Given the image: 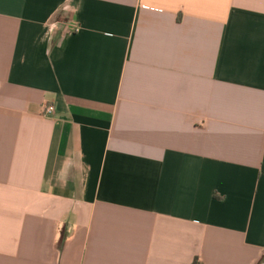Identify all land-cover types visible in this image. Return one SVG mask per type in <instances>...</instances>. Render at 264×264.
Returning a JSON list of instances; mask_svg holds the SVG:
<instances>
[{"label": "crops", "instance_id": "1", "mask_svg": "<svg viewBox=\"0 0 264 264\" xmlns=\"http://www.w3.org/2000/svg\"><path fill=\"white\" fill-rule=\"evenodd\" d=\"M0 264H264V0H0Z\"/></svg>", "mask_w": 264, "mask_h": 264}, {"label": "built area", "instance_id": "2", "mask_svg": "<svg viewBox=\"0 0 264 264\" xmlns=\"http://www.w3.org/2000/svg\"><path fill=\"white\" fill-rule=\"evenodd\" d=\"M80 29H77L76 31L79 32ZM55 113V109L53 106H47V108L45 109L44 111V115L45 116H48V117H51L53 116Z\"/></svg>", "mask_w": 264, "mask_h": 264}, {"label": "trees", "instance_id": "3", "mask_svg": "<svg viewBox=\"0 0 264 264\" xmlns=\"http://www.w3.org/2000/svg\"><path fill=\"white\" fill-rule=\"evenodd\" d=\"M64 240H65V236L62 237V241H61L62 245H63V243H64Z\"/></svg>", "mask_w": 264, "mask_h": 264}]
</instances>
